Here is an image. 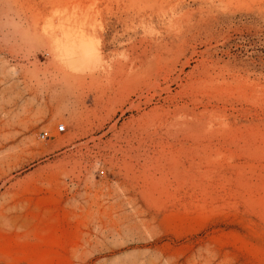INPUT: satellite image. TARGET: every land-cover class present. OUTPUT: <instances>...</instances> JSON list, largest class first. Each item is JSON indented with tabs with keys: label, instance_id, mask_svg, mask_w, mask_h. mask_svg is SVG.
<instances>
[{
	"label": "rangeland",
	"instance_id": "374dc122",
	"mask_svg": "<svg viewBox=\"0 0 264 264\" xmlns=\"http://www.w3.org/2000/svg\"><path fill=\"white\" fill-rule=\"evenodd\" d=\"M0 264H264V0H0Z\"/></svg>",
	"mask_w": 264,
	"mask_h": 264
},
{
	"label": "built area",
	"instance_id": "2783aa9c",
	"mask_svg": "<svg viewBox=\"0 0 264 264\" xmlns=\"http://www.w3.org/2000/svg\"><path fill=\"white\" fill-rule=\"evenodd\" d=\"M57 129L58 130H64L65 129V125L63 124V123H61V124H59L58 126H57ZM43 135H46V133L45 134H43Z\"/></svg>",
	"mask_w": 264,
	"mask_h": 264
}]
</instances>
